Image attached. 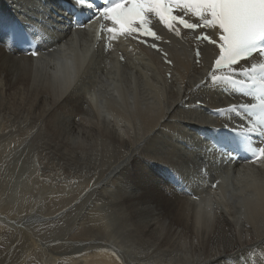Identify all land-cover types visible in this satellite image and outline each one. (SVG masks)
<instances>
[{
    "label": "bare ground",
    "instance_id": "bare-ground-1",
    "mask_svg": "<svg viewBox=\"0 0 264 264\" xmlns=\"http://www.w3.org/2000/svg\"><path fill=\"white\" fill-rule=\"evenodd\" d=\"M56 4L0 0V264H264V161L202 174L207 115L182 107L208 48L197 67L168 37L170 82L145 48L121 69L49 18ZM15 20L38 57L8 43Z\"/></svg>",
    "mask_w": 264,
    "mask_h": 264
},
{
    "label": "snow or ice",
    "instance_id": "snow-or-ice-1",
    "mask_svg": "<svg viewBox=\"0 0 264 264\" xmlns=\"http://www.w3.org/2000/svg\"><path fill=\"white\" fill-rule=\"evenodd\" d=\"M70 4L72 8L89 10L101 20L110 22V27L101 24V31L109 34V41L120 36L137 39L144 36L160 41L163 38L153 30V20L177 37H181V28L191 32L200 30L195 40L207 42L215 50L214 61L201 84L206 81L213 87H231L252 97L255 102L231 104L226 109H217V112L251 114L248 115L247 132L240 134V145L250 151L254 159L264 160V0H102L99 5L96 0H70ZM191 18H197V22H192ZM72 24L75 28L84 27L78 18H74ZM141 42L147 43L146 40ZM110 47L109 42L107 48ZM150 47L163 52L157 43H151ZM200 54L198 47L197 63ZM167 55L164 52L165 62L171 64ZM253 60L256 62L252 63ZM251 133L261 138L259 145L252 143ZM229 143L227 136L217 141L225 155L230 154ZM137 146L141 147L139 142ZM157 151L168 159L173 156L164 149ZM129 163L134 161L126 155L121 164L127 166Z\"/></svg>",
    "mask_w": 264,
    "mask_h": 264
}]
</instances>
